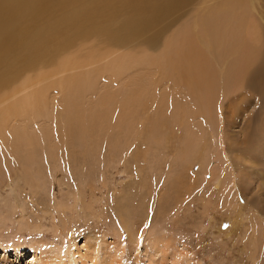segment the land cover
I'll return each instance as SVG.
<instances>
[{
	"label": "rangeland",
	"instance_id": "rangeland-1",
	"mask_svg": "<svg viewBox=\"0 0 264 264\" xmlns=\"http://www.w3.org/2000/svg\"><path fill=\"white\" fill-rule=\"evenodd\" d=\"M19 1L0 0V25L12 17L10 59L35 62L2 73L0 112L34 98L0 121V264H264V0H188L122 46L99 33L127 30L115 12L78 28L65 21L88 1ZM189 39L207 86L169 59Z\"/></svg>",
	"mask_w": 264,
	"mask_h": 264
},
{
	"label": "bare ground",
	"instance_id": "bare-ground-1",
	"mask_svg": "<svg viewBox=\"0 0 264 264\" xmlns=\"http://www.w3.org/2000/svg\"><path fill=\"white\" fill-rule=\"evenodd\" d=\"M186 1H188V0H85V2H87V3L85 4L84 8L81 9V10H79L78 14H72V16H74V19L69 24H67V22L65 21V24H66L65 26L76 25L79 28V24H80V20H81L82 27L84 28V27H86L84 23H87L88 21L94 20L95 17L98 16V18H105V20H107L109 18L107 16H109L110 13L115 12V13H117V15H120V16L123 17V19H122V25L121 26L124 27V28H126L127 30L123 31L120 34V37H119L118 35H115L113 33L112 29H110V28H108L107 26L104 25L101 28H99V33H103V35L104 34L105 35L108 34L112 43H117L120 46H122L123 44H127L128 42H130L132 37L139 35L146 28H148L152 24H154L157 21V19L160 18V16L163 13H165L167 10H169L171 7H173V6H180V5L184 4ZM235 2L236 1L234 0V3ZM101 5H106L108 7H110L112 5H116V6H115V8H112L111 7L109 10H101V8H100ZM227 5H229V3H227ZM73 6H75V5H74V2L72 0H21V1H19V4H17V7H18L17 9L18 10L24 9V10H28L29 12H34L36 8H39L40 9V12H42L44 10L46 12V14H48V13H54L55 12V9H57V10H59L57 13L60 14V13H63V12H70V10L73 9ZM237 11H239V10H237ZM11 18H9L6 21V23H1V25H0L1 26L0 28L2 29V31L0 32V77H1L2 73L6 72L8 70L14 71L16 68H18L17 60L22 61V64H23V60L25 58V55H26L25 63L29 65V68L30 69L33 68V63L35 62V60H30V59L27 58V55L29 54V51H27V53H25L24 51H21L19 53L17 52L18 54L16 55V62H13L10 59V57L14 56V55H12V51H13V48H14V44L16 42V36H15V34H13V30H11V28H9V24H10ZM240 21H242V19ZM246 23L247 22L244 21L243 23H241V25L242 24H246ZM248 29H250L249 26H248ZM210 32L211 31H209V33ZM261 32H263V31H261ZM241 33L243 34V37L246 36V33H244V32H241ZM263 36H264V34H263ZM182 38H185L186 39L187 37L183 36ZM17 40L21 41L20 39H17ZM237 41L238 42H236V40L235 41L233 40L232 47H234V49H238L236 47L242 46V48H243L244 47V44L240 43L238 39H237ZM145 42L150 43V41H148V39H144L142 41V43H145ZM181 42L179 43V45L181 44ZM187 43L186 44L184 43L185 44L184 47H186L187 50H188V53L186 52L187 54H177V58L176 59L173 56H170L173 59H171L169 57L170 61L174 65L173 68L176 67V66H182L180 72L182 74L184 73L187 76V79L190 81L191 87L192 86H198V85L200 87L207 86L206 83L208 81L207 82H204L203 77H202V79L200 78L202 81H199L198 80V75L205 73L204 69H206V68H204L203 66H204V63H206L207 59L204 56H202V53L200 54V51H199V53H196V51L194 50V48L197 49L195 47L196 45L193 44L194 42L191 39H189ZM173 49L176 50L177 47L176 48H174V47H171L170 48V44H168V47H167V50L166 51H168L169 54H171L170 51H172ZM246 51L247 50H245V52ZM251 51H252V49H251ZM251 51H250V53H252ZM247 53H248V56H249V52L248 51H247ZM162 54H163V52H162ZM253 54H254L253 56H249V57L250 58L251 57L254 58L258 53L257 54L253 53ZM166 55H167V53H165L163 55V57L166 56ZM90 57L91 56L89 55L88 57H85L84 59H82V60H80L78 62L76 60L66 58V59H64L62 61H58L57 63H56V61H52L53 62L52 64L56 63V66L59 68V70H64L66 68H70L72 65H75L76 62L77 63H81V62H85V61H90V60H85V59H88ZM120 57L127 58L125 55H122ZM183 59H185V60L183 61ZM122 64H123V62L120 61L121 67H122ZM235 64H238V63H235ZM260 64L262 65V63H260ZM263 64H264V62H263ZM235 66H233V67H235ZM238 68H239V66H238ZM240 68H242V67H240ZM261 70H262V68H261ZM261 70H259V72ZM188 71L192 72L193 75L191 74L192 75L191 77L189 76V73H187ZM243 73H244L243 70H239V73H236V76L235 77L233 76L234 78H238L237 80H234V81L237 82L238 80H241L240 78H241V76H242ZM256 73H257V71H256ZM35 76L38 79H40V78L43 77V74L42 73H37V75H35ZM253 77H255V74H254ZM79 78H80V80L83 81V80L87 79V76H86V74H80V77H78V74H75L74 76L70 77V79L68 81H70L71 85H73V84H75V82H78V79ZM227 82H229V81H227ZM208 84H210V83L208 82ZM27 85H28V82L24 84V86H27ZM209 87H207V90H208ZM214 87L215 86H213V88ZM216 88H219V87H216ZM210 91L211 90H209V93L211 94L212 92H210ZM34 94H36V93H34ZM37 95H40V93L38 92ZM37 95H36V97H37ZM206 95H208V93H206ZM212 96L215 97V95H212ZM33 98H34V96H33V94H31L30 96L29 95L23 96V97L19 98L17 101L11 102V104L8 106V108L5 111H1L0 112V121H1V118L4 115H7L9 113H14V111L16 109H19L20 112H21L22 109L25 106H30L31 104H29V101L30 100H33ZM194 98H195V96H194ZM205 98L206 97L203 98L204 101H206ZM210 99H212L211 96H210ZM199 100L201 101V99H199ZM202 103H205V102H202ZM212 104H213V102H212ZM210 105L207 104V108H208V106L210 107ZM204 113H206V112H204ZM211 113L212 112L208 113V115L209 114L212 115ZM180 115L183 116L184 114H180ZM183 117H181V118H183ZM0 130H2V128H0ZM120 247H121V244H120V246H118L117 248L115 247V248L117 250ZM7 250L8 249H5V251H7ZM156 250L157 251H155V252H159L160 249L158 248ZM105 252H106V249H105ZM32 254H33L32 255V261H33V260H35V250L32 251ZM80 261L82 262V259ZM52 262H53V264H67V261L63 257L62 258L61 257H58V258L52 259ZM96 262H97V260H96ZM101 262L102 261H100L98 263L99 264H103L104 262L105 263L107 262V264H113L112 263L113 262L112 259H106L105 261H103V263H101ZM39 264H48L47 259L46 258H41L40 261H39Z\"/></svg>",
	"mask_w": 264,
	"mask_h": 264
}]
</instances>
